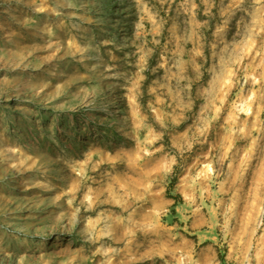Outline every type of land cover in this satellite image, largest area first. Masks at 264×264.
Returning <instances> with one entry per match:
<instances>
[{
    "label": "rangeland",
    "instance_id": "1",
    "mask_svg": "<svg viewBox=\"0 0 264 264\" xmlns=\"http://www.w3.org/2000/svg\"><path fill=\"white\" fill-rule=\"evenodd\" d=\"M0 264H264V0H0Z\"/></svg>",
    "mask_w": 264,
    "mask_h": 264
}]
</instances>
